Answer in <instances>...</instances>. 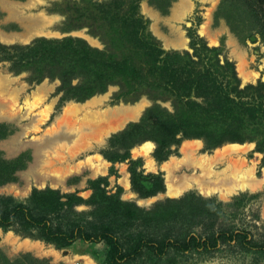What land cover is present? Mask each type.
Listing matches in <instances>:
<instances>
[{"label": "trees", "instance_id": "1", "mask_svg": "<svg viewBox=\"0 0 264 264\" xmlns=\"http://www.w3.org/2000/svg\"><path fill=\"white\" fill-rule=\"evenodd\" d=\"M139 1L63 0L54 10L65 15L63 31L86 27L102 49L80 37H36L27 44L0 42V61H7L15 74L28 73L34 83L57 78L56 92L62 99L83 101L115 85L116 98L125 101L134 102L142 95L153 101L170 100L171 112L152 104L138 121L113 133L101 151L108 162L127 160L129 187L137 198L155 196L165 188L160 173H144L138 169L141 159L129 157V150L144 141L153 142L152 155L158 162L183 139H201L204 150L252 142L264 166V81L242 84L235 63L221 56L218 46H208L194 34L188 35L190 51L162 49L146 29ZM215 17H222L236 34L244 30L264 41V0H221ZM3 128L0 124V137ZM26 159L0 157V184L13 180ZM107 184L105 176L87 180L86 198L49 186L33 187L21 199L0 194V229L56 249L76 241L104 242L108 249L102 264H187V256L208 254L232 241L244 251L258 249L264 264V244L244 229L223 228L221 218L228 214L215 198L188 191L144 207L121 199L119 186L107 191ZM233 200L240 206L243 198ZM81 205L86 209L78 210ZM195 227L199 233L192 232ZM0 264L50 262L29 252L7 257L0 251Z\"/></svg>", "mask_w": 264, "mask_h": 264}, {"label": "rangeland", "instance_id": "2", "mask_svg": "<svg viewBox=\"0 0 264 264\" xmlns=\"http://www.w3.org/2000/svg\"><path fill=\"white\" fill-rule=\"evenodd\" d=\"M61 1L63 0H0V32L5 35L22 36L25 34L27 21L38 18L42 20L41 24L47 35L34 36L80 37L90 46L102 49L103 44L97 37L91 36L86 27L63 31L65 15L54 11L56 4ZM220 1L187 0L185 3L187 7H183L184 11L174 17L173 12L180 0H140L138 11L146 21V29L159 41L162 49L190 51L188 35L194 34L203 38L208 46H218L221 56L235 63L242 84L255 83L257 80L264 81V41L259 34H254L251 35L255 36V41L252 42L244 30L236 34L229 29L222 17H215ZM151 14L154 16L150 17ZM171 30L181 32L186 41L184 49L163 45V39L173 38L170 35ZM208 32L211 35L207 36ZM88 36L91 40L87 39ZM0 42L7 45L25 43L20 39L6 42L0 39ZM8 65L7 61H0V124L4 125V135L0 137V157L14 160L25 155L27 159L22 168L14 171L13 180L0 184V194L21 199L26 197L33 187L49 186L58 188L62 192H77L86 198L90 194V190L86 189L87 180L99 176L107 177V191L114 192L119 186L122 189L121 199L135 201L144 207H149L154 201L166 197L177 198L185 192L193 191L222 202L223 209L228 214L227 218H221L224 223L223 228L244 229L251 239L264 244V166H261L262 154L254 150V143L240 144L244 152L232 156L227 162L235 165L239 172H247V169L252 172L250 176L253 174L252 179L256 180L250 189H237L225 195L217 191L205 195L195 188H187L176 195H169L166 193L165 166L169 162L179 163L186 158L182 150L185 143L199 144L196 153L193 154L194 157L211 156L232 143L204 150L201 139H183L179 145L170 147L171 154L164 161L158 162L152 155L153 142L144 141L150 142L148 152L136 153L134 148L140 145L138 144L129 150V157L141 159L138 169H142L144 173H160L165 188L155 196L137 198L129 187L127 160L108 162L102 157L101 151L108 147V139L113 133L123 129L130 122L138 121L144 110L152 104L158 103L171 112L170 100L153 101L142 95L134 102L125 101L116 98L118 87L115 85H109L104 92L83 101L62 99V93L56 92V87L59 85L57 78H44L39 83H34L28 80V73L15 74L8 70ZM239 65L244 71L245 78L239 74ZM59 133L66 134L67 137L58 135ZM53 135H58L63 140L44 149L41 152V164H34L37 168H34L32 174H27L29 165L34 161L33 149L27 143L39 142ZM223 167L224 165H216L214 169ZM184 171L185 168L182 167L174 174ZM238 196L243 198L241 205H233V198ZM141 199L143 202L139 203L138 200ZM77 209L85 210L86 206L81 205ZM199 231L198 227L192 229L193 233ZM88 249L92 252L87 253ZM107 249L104 242L82 243L81 241H76L67 248L56 249L41 240L21 237L10 230L0 229V251L7 257H14L20 252H29L33 256L48 258L50 264H102ZM187 257V264H263L258 249L244 251L233 241L219 244L217 249L208 254L194 253Z\"/></svg>", "mask_w": 264, "mask_h": 264}, {"label": "bare ground", "instance_id": "3", "mask_svg": "<svg viewBox=\"0 0 264 264\" xmlns=\"http://www.w3.org/2000/svg\"><path fill=\"white\" fill-rule=\"evenodd\" d=\"M185 3H187V0H180L179 5L176 7V9L173 12L174 17L182 13L183 7L184 8L187 7ZM153 16H154L153 14L150 15V17ZM41 23H42L41 19L31 18L27 21L25 34L16 37V36H12L13 34L5 35L4 33L0 32V39L3 42L16 40V39H20L23 40L24 42H27L28 40L31 39L32 36L36 34L47 35L43 29L44 26ZM170 32H171L170 35H172L173 38L170 40L167 37H166L167 40L163 39L164 46H168V47L170 46L172 48H181L185 46L186 41L183 35L181 34V32H177V30H173V31L171 30ZM82 35L84 34L82 33ZM209 35L211 34L208 32L207 36ZM87 39L91 40L89 36ZM238 70L240 72L239 74H241L243 78H245L244 71L242 70L241 65L238 66ZM60 134L63 135V137L65 138L67 137L66 134L59 133L58 135ZM58 135L45 137L39 142L27 143L33 149V154H34V161L31 165H29L27 169V174H32L34 168H37V166L35 167L34 164L38 165L40 163L41 152L44 149L49 148L55 143L63 140ZM14 142L17 143L16 140H14ZM149 145L150 142L141 143L139 146L134 148V151L136 153L145 154L148 152V149L150 147ZM198 145L199 144L195 142L185 143L182 147V150L185 152L186 158L180 162L178 161L179 163L169 162L165 166L167 172L166 175L167 194L176 195L180 193L182 190H185L187 188H195L199 190V192H203L204 194L217 191L221 195H225L227 193L230 194V192H234L235 190L237 191V189H244V188L250 189L253 186L254 180L256 179L254 180L252 179L253 174L252 176H250V173H252L251 171H248L247 169L246 170L247 172L242 173L239 172L234 167L235 165L233 166L230 165V163H227L229 162L232 156H236V155L238 156L244 152L243 151L244 148H242L243 146L241 147L240 144L232 143L229 146H225L221 150L215 152L211 156L194 157L193 154L196 153ZM216 165H224V167L215 170L214 167H216ZM182 167L185 168L184 172H181L180 174H174L175 171L177 170L180 171ZM138 201L139 203L143 202L142 199Z\"/></svg>", "mask_w": 264, "mask_h": 264}, {"label": "water", "instance_id": "4", "mask_svg": "<svg viewBox=\"0 0 264 264\" xmlns=\"http://www.w3.org/2000/svg\"><path fill=\"white\" fill-rule=\"evenodd\" d=\"M35 37H39V36H34V37H32V38H35ZM32 38H31V39H32ZM31 39H30V40H31ZM249 39H250V41L254 42V41H255V36H250ZM28 42H29V41H27V42H25V43H28ZM25 43H24V44H25ZM185 47H186V45H185ZM185 47H182V48L184 49ZM174 49H179V48H174Z\"/></svg>", "mask_w": 264, "mask_h": 264}]
</instances>
